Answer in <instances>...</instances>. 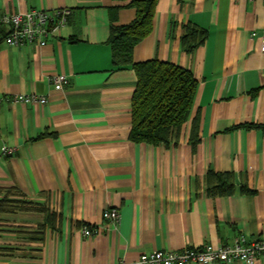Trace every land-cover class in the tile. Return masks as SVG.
Segmentation results:
<instances>
[{"label": "crops", "instance_id": "1", "mask_svg": "<svg viewBox=\"0 0 264 264\" xmlns=\"http://www.w3.org/2000/svg\"><path fill=\"white\" fill-rule=\"evenodd\" d=\"M128 3L0 0V14L71 11L44 47L0 38V188L58 216L42 240L26 234L38 231L44 214L1 217L0 248L14 251L0 253V264L131 263L145 253L264 237V0H158L135 62H170L199 81L192 118L169 147L130 141L138 78L132 67L113 66L109 44L111 9L120 7L118 26L136 18ZM187 25L209 32L191 54L181 46ZM61 75L70 83L56 90ZM17 95L47 103H14ZM5 146L15 153L5 155ZM210 170L232 173L235 194L209 195ZM109 208L120 210L117 224L103 218ZM84 226L100 232L85 237Z\"/></svg>", "mask_w": 264, "mask_h": 264}, {"label": "trees", "instance_id": "2", "mask_svg": "<svg viewBox=\"0 0 264 264\" xmlns=\"http://www.w3.org/2000/svg\"><path fill=\"white\" fill-rule=\"evenodd\" d=\"M129 2L127 6L136 10L135 20L126 26H118L117 11L111 9V35L109 44L112 51V63L116 69L132 67L137 74V86L132 99V129L130 141L136 144L152 146H171L177 144L184 125L192 118L199 81L190 70L170 62L152 60L136 63L135 48L153 32L158 0H114ZM209 37L206 29L195 25L184 27L181 37L182 49L193 53ZM199 116L194 120L192 143L198 144ZM246 128L254 126L246 125ZM207 192L211 196H231L236 192L235 177L232 173H218L210 170L206 176ZM242 193L249 194L247 189ZM19 213H40L45 222L39 225L37 232L26 235L33 240H42L48 226L54 227L58 216L50 208L28 202L25 196L15 188H0L1 217ZM10 248H0V253H13Z\"/></svg>", "mask_w": 264, "mask_h": 264}, {"label": "built area", "instance_id": "3", "mask_svg": "<svg viewBox=\"0 0 264 264\" xmlns=\"http://www.w3.org/2000/svg\"><path fill=\"white\" fill-rule=\"evenodd\" d=\"M253 2L254 0H248ZM71 11L62 10H30L27 12H14L0 14V38L11 47H24L36 45L44 47L49 40L67 25ZM254 32L251 37H256ZM262 50L264 52V34L262 36ZM70 83L67 76H56L53 84L56 90H64ZM14 103L36 105L47 103V98L37 95H17ZM5 155L15 153V148L4 147ZM103 218L117 224L121 218L118 208H109L104 211ZM100 230L90 226H84L82 233L85 237L99 234ZM264 258V237L257 240H249L244 236L236 239L231 246H213L206 244L199 248H187L185 250H162L153 253L142 254L138 260L120 264H230L240 261L245 264H255L257 260Z\"/></svg>", "mask_w": 264, "mask_h": 264}]
</instances>
